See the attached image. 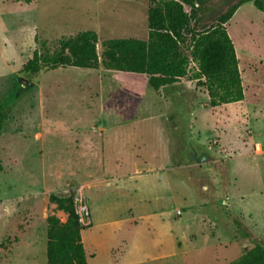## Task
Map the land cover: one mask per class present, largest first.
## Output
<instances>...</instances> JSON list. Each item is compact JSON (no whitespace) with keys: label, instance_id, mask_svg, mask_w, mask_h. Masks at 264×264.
Returning a JSON list of instances; mask_svg holds the SVG:
<instances>
[{"label":"rangeland","instance_id":"rangeland-1","mask_svg":"<svg viewBox=\"0 0 264 264\" xmlns=\"http://www.w3.org/2000/svg\"><path fill=\"white\" fill-rule=\"evenodd\" d=\"M237 1L208 4L201 26ZM150 5L0 0V103L10 108L0 136V264H48V219H68L49 195L68 189L88 264H230L252 245L234 239L226 212L264 245V12L253 3L227 24L239 103L212 108L191 80L158 94L146 78L115 71L19 74L36 35L147 38Z\"/></svg>","mask_w":264,"mask_h":264},{"label":"trees","instance_id":"trees-1","mask_svg":"<svg viewBox=\"0 0 264 264\" xmlns=\"http://www.w3.org/2000/svg\"><path fill=\"white\" fill-rule=\"evenodd\" d=\"M217 1L150 0L145 39H101L92 30L64 36L56 42L36 35L37 48L19 74L31 77L68 68L115 71L146 78L158 94L191 80L207 89L212 108L242 102L245 89L240 61L227 24L246 3L264 12V0H238L211 24L201 26L205 7ZM9 115L10 108L0 103V136ZM49 201L68 219L64 225L55 217L48 219V264H88L81 237L83 227L76 211V191L51 193ZM226 216L234 239L252 245L230 264H264V245L243 230L238 218L230 212Z\"/></svg>","mask_w":264,"mask_h":264},{"label":"crops","instance_id":"crops-1","mask_svg":"<svg viewBox=\"0 0 264 264\" xmlns=\"http://www.w3.org/2000/svg\"><path fill=\"white\" fill-rule=\"evenodd\" d=\"M83 238V243H84V246H85V250H86V252H87V245H86V243L84 242V237H82Z\"/></svg>","mask_w":264,"mask_h":264},{"label":"built area","instance_id":"built-area-1","mask_svg":"<svg viewBox=\"0 0 264 264\" xmlns=\"http://www.w3.org/2000/svg\"><path fill=\"white\" fill-rule=\"evenodd\" d=\"M180 214V213H179Z\"/></svg>","mask_w":264,"mask_h":264}]
</instances>
